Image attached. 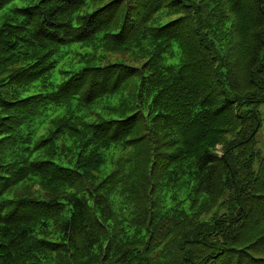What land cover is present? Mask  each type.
<instances>
[{
    "label": "trees",
    "instance_id": "16d2710c",
    "mask_svg": "<svg viewBox=\"0 0 264 264\" xmlns=\"http://www.w3.org/2000/svg\"><path fill=\"white\" fill-rule=\"evenodd\" d=\"M262 103L264 0L10 8L0 264H264Z\"/></svg>",
    "mask_w": 264,
    "mask_h": 264
},
{
    "label": "rangeland",
    "instance_id": "374dc122",
    "mask_svg": "<svg viewBox=\"0 0 264 264\" xmlns=\"http://www.w3.org/2000/svg\"><path fill=\"white\" fill-rule=\"evenodd\" d=\"M38 0H13L11 2H9L1 11H0V22L2 21V18H3V15L12 7H16V6H23V5H29V4H33L35 2H37ZM105 1H108V0H105ZM86 9H84L82 12H84ZM77 45L78 44H73L69 47H71V49H77ZM71 52V51H70ZM65 54V53H64ZM72 54V52H71ZM68 55H64L63 57L60 58V61L56 67V69L54 70V73H53V76H54V79L56 80V82H61L62 80H64L67 76L64 75L63 73H61L60 69L63 68V67H67L69 66V64H66L67 60H68ZM120 55H115L113 58H117L119 57ZM79 66L76 65V68H78ZM33 91H38V88L37 86L34 88ZM54 109V106H51V109L49 111V113L52 112V110ZM258 109L261 113V116H262V125L261 127L259 128L257 134H256V138L258 140V148L260 149L261 151V154L264 156V103L260 104L258 106ZM61 110L63 111V107L61 108ZM217 150H222V145L219 144L217 145Z\"/></svg>",
    "mask_w": 264,
    "mask_h": 264
}]
</instances>
